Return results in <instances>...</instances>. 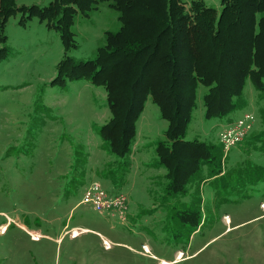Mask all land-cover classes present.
I'll list each match as a JSON object with an SVG mask.
<instances>
[{
	"label": "rangeland",
	"instance_id": "obj_1",
	"mask_svg": "<svg viewBox=\"0 0 264 264\" xmlns=\"http://www.w3.org/2000/svg\"><path fill=\"white\" fill-rule=\"evenodd\" d=\"M202 1L220 9L219 0ZM19 19L20 13L9 18L0 44V264H264V147L256 139L264 130V99L250 81L241 107L211 119L204 117L207 89L199 86L186 141L220 146L225 128L246 113L254 120L222 157L225 175L209 178L204 168L183 195L167 189L158 164L155 145L167 127L158 107L146 101L134 143L117 158L98 133L111 116L105 90L84 79H56L64 58L58 33L36 17L24 25ZM120 26L109 2L78 14L71 28L76 47L67 57L95 59L106 33ZM93 182L111 196L125 193L124 221L81 202ZM19 225L50 238L35 241ZM72 229L82 232L71 237ZM178 252L185 258L174 261Z\"/></svg>",
	"mask_w": 264,
	"mask_h": 264
},
{
	"label": "trees",
	"instance_id": "obj_2",
	"mask_svg": "<svg viewBox=\"0 0 264 264\" xmlns=\"http://www.w3.org/2000/svg\"><path fill=\"white\" fill-rule=\"evenodd\" d=\"M101 2L119 12L120 29L106 33L95 59L73 63L67 53L76 47L74 18ZM219 4L216 10L202 0H53L44 7H17L15 0H0V44L6 42L9 18L17 13L19 25L36 17L57 32L64 58L56 66V79H84L105 90L111 116L98 133L117 158L134 143L137 121L150 99L167 122L164 140L155 145L167 189L185 195L204 168L209 178L225 175L221 145L184 139L199 86L207 89L202 97L206 119L241 107L248 81L264 99V0ZM256 137L264 147V130Z\"/></svg>",
	"mask_w": 264,
	"mask_h": 264
},
{
	"label": "built area",
	"instance_id": "obj_3",
	"mask_svg": "<svg viewBox=\"0 0 264 264\" xmlns=\"http://www.w3.org/2000/svg\"><path fill=\"white\" fill-rule=\"evenodd\" d=\"M254 120L253 115L246 113L241 118L237 119L230 126L225 128L219 134V142L222 147L224 155L245 139L250 123ZM82 203H89L99 213H109L110 211L116 212L122 221L126 219V195L120 193L117 196H111L107 194L98 182L91 183L83 193ZM4 227L0 228L2 232ZM71 237L77 235V232L71 231ZM31 239L38 240V235H30ZM105 248H108V244L103 241ZM163 264V263H162Z\"/></svg>",
	"mask_w": 264,
	"mask_h": 264
},
{
	"label": "crops",
	"instance_id": "obj_4",
	"mask_svg": "<svg viewBox=\"0 0 264 264\" xmlns=\"http://www.w3.org/2000/svg\"><path fill=\"white\" fill-rule=\"evenodd\" d=\"M19 227L20 228H22L25 232H27L28 234H30V235H33V233L35 234V235H38L39 236V238H41V239H43V238H50V237H48L47 235H43V234H41V232L40 231H28L27 230V228L25 227V226H23V225H19ZM72 231H75V232H77V234H80L81 232H82V230H79V229H72ZM41 239L39 240V242L41 241ZM60 239L59 238H57V239H55L54 241H59ZM177 254H180V257H178L177 256ZM176 254V257H175V260L174 261H181V260H183L185 257H182L181 255H182V253L181 252H178ZM152 257H155L154 255H152ZM161 261H165V260H161ZM167 262V261H166ZM169 263L170 264H172L173 263V261H169ZM25 264H27L26 262H25Z\"/></svg>",
	"mask_w": 264,
	"mask_h": 264
},
{
	"label": "bare ground",
	"instance_id": "obj_5",
	"mask_svg": "<svg viewBox=\"0 0 264 264\" xmlns=\"http://www.w3.org/2000/svg\"><path fill=\"white\" fill-rule=\"evenodd\" d=\"M33 235H35L34 233H33ZM177 256L179 257L180 256V254H177ZM177 258V257H176ZM163 264H170L169 262H166V261H164L163 262Z\"/></svg>",
	"mask_w": 264,
	"mask_h": 264
}]
</instances>
